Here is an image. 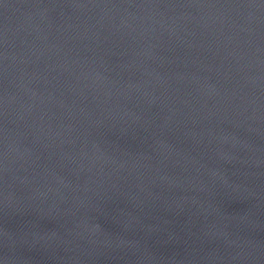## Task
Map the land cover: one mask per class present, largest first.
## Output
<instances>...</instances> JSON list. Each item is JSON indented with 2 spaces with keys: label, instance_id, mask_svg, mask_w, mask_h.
I'll return each instance as SVG.
<instances>
[{
  "label": "water",
  "instance_id": "obj_1",
  "mask_svg": "<svg viewBox=\"0 0 264 264\" xmlns=\"http://www.w3.org/2000/svg\"><path fill=\"white\" fill-rule=\"evenodd\" d=\"M0 264H264V0H0Z\"/></svg>",
  "mask_w": 264,
  "mask_h": 264
}]
</instances>
